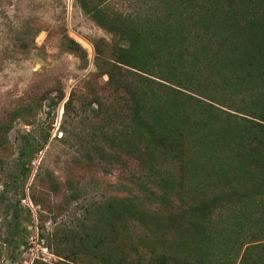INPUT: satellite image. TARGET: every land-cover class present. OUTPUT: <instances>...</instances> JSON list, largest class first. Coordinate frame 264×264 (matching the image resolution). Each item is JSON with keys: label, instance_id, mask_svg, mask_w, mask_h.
<instances>
[{"label": "rangeland", "instance_id": "obj_1", "mask_svg": "<svg viewBox=\"0 0 264 264\" xmlns=\"http://www.w3.org/2000/svg\"><path fill=\"white\" fill-rule=\"evenodd\" d=\"M209 1L189 3L204 4L206 10ZM91 2L102 26L75 0H0V264H152L153 252L162 251L199 263V248L189 246L199 237L182 223L183 212L200 201L205 211L213 207L212 195L232 192L233 205L248 199L247 214L263 217L264 153L253 162L234 159L224 171L218 154L205 150L200 164L186 167L169 191L164 171L166 166L174 172L173 166L150 167L136 150L140 143H126L113 129L108 142L92 136L84 107L63 125L69 96L80 106L107 81L98 62L112 59L96 49L137 47L121 23L125 14L131 16L126 26L142 32L144 20L165 9L162 0ZM256 37L264 60V31H256ZM68 40L79 46V55L68 49ZM26 140L38 149L20 160ZM21 163L30 170L26 177L20 175ZM15 194L31 211V222L20 213L16 235L24 233L26 244L4 242L14 213L7 200ZM223 204L212 218L220 226L231 206Z\"/></svg>", "mask_w": 264, "mask_h": 264}, {"label": "trees", "instance_id": "obj_2", "mask_svg": "<svg viewBox=\"0 0 264 264\" xmlns=\"http://www.w3.org/2000/svg\"><path fill=\"white\" fill-rule=\"evenodd\" d=\"M75 1L103 25L91 0ZM190 1L162 0L165 11L146 18L142 32L126 26L131 16L125 14L121 23L136 38L137 47L120 50L113 46L110 52L96 49L100 56L112 59L98 62L107 81L100 93L80 106L71 94L63 112L66 126L77 109L84 107L90 114L92 136L108 142L116 131L126 143H140L136 150L147 156L150 167L152 163L173 166L174 172L166 166L164 171L169 191H174L173 184L186 167L200 164L205 150L215 151L219 158L223 155V162L218 160L224 171L234 159L244 156L253 162L264 153V60L255 42L256 31H264V0H211L212 7L206 10L204 4L193 7ZM185 3L191 8L184 7ZM68 43V49L79 55V46L71 40ZM131 49L137 55L134 60ZM37 149L26 140L20 160L30 158ZM23 163L20 175L26 177L30 170ZM14 189L17 193L18 187ZM231 194L212 195L213 207L205 211L202 201L188 205L181 216L185 227L199 237L189 244L191 250L199 248V263L181 262L162 251L153 252L152 264H264V216L247 214L248 199L233 205ZM7 201V210L14 209V213L11 233L4 242L26 244L24 233L16 235L20 213L31 222V211L20 206L18 194ZM223 202L231 206L224 209L220 226L212 218L226 207Z\"/></svg>", "mask_w": 264, "mask_h": 264}, {"label": "built area", "instance_id": "obj_3", "mask_svg": "<svg viewBox=\"0 0 264 264\" xmlns=\"http://www.w3.org/2000/svg\"><path fill=\"white\" fill-rule=\"evenodd\" d=\"M23 203L25 202V201H22Z\"/></svg>", "mask_w": 264, "mask_h": 264}]
</instances>
